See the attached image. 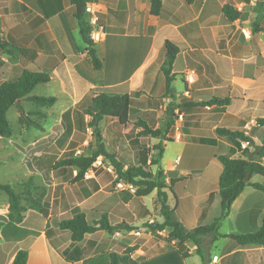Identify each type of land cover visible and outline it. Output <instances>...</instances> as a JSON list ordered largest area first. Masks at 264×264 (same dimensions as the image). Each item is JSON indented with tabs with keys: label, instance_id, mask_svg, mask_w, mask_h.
<instances>
[{
	"label": "crops",
	"instance_id": "obj_1",
	"mask_svg": "<svg viewBox=\"0 0 264 264\" xmlns=\"http://www.w3.org/2000/svg\"><path fill=\"white\" fill-rule=\"evenodd\" d=\"M98 1L100 22L106 30L104 40L95 43L103 61V68L99 71L93 68L88 55V43L82 36L76 17L75 0H0V39L8 43L7 48L12 51L9 53L0 48V78L2 81L8 80L15 72L16 65L27 67L32 62L50 70L51 80L37 85L30 95L58 98L48 110V117L57 116L55 125L62 124L66 113L89 101L90 91L94 89L131 93L130 122L137 121L133 118L136 115L153 126L151 121L158 112V97L166 93L162 64L167 56V40L179 47L173 67L176 75L171 84L174 92L168 95L169 99L177 101L184 96L186 85L182 88L177 77L193 66L199 70V79L201 77L202 83H197L196 87L199 95L208 93L211 101L214 98H229L230 102L225 105L209 103L206 105L207 111L196 110L192 113H196V116L186 122V137L174 139L166 146L163 163L167 149L174 144L179 145L178 153L169 159L166 167L192 172L191 168L182 169L185 153L189 151L191 154L196 148L190 144L192 136L212 132L218 125L246 129L257 118L264 117V0H161V15L151 12V0ZM226 5H232L237 11L238 6L242 7L240 17L228 21L224 13ZM242 28L251 30V37H245ZM41 87L46 90L40 92L38 89ZM137 92H141V95L136 96ZM114 120L118 123L117 119ZM128 126L119 128L125 130ZM12 137L0 139L4 144L7 141L5 146H10ZM5 152L7 161H3V164L13 163L25 172L16 182L30 175L32 179L33 170L29 164L28 167H20L12 160L14 151L8 147ZM255 159L264 164V157L256 156ZM59 171H62L61 167L54 169V178H59ZM62 172L66 174V170ZM263 177L261 174L255 175L257 181ZM90 179L88 186L73 187L64 196L60 191L55 196L54 189L53 203L44 206L45 213L28 209L22 222L0 220V264H13L19 250L28 252L26 264H109L115 245H134L137 241L132 236L134 231L127 229H118L113 233L99 230L87 234L81 241H73L69 231L59 229L56 218L73 210L84 212L89 219H93V215L99 219L103 214H108L112 224L127 222L134 226L141 224L149 214V206L143 211L142 204L132 207L126 202L108 201L97 176ZM63 182L58 180L56 183L60 185ZM178 187L183 188L180 194L184 197L179 199L176 214L190 229L211 220L208 215L214 203L221 206L218 186L210 190L207 180L197 182L189 179L175 186ZM251 191L250 188L244 190L230 211V220L236 217L241 225L238 227L240 234L249 230L247 219L240 220L238 213H242L247 204L244 193ZM187 195L190 199L208 195L206 205L208 201L212 202L209 210H206L208 214L203 217L199 215L202 202L181 203ZM54 200L59 204H54ZM216 217L214 215L212 219ZM158 221L162 222L161 219ZM47 228H52L51 236ZM171 231L168 227L158 232L164 234ZM143 246L135 254L121 252V261L124 264H191L189 259L200 255L197 250H191L190 255L184 257L175 246H162L159 249L157 245L153 249V245V252L143 257ZM240 249L234 248L224 256V260L220 259V264H231L232 255ZM244 250L263 252L264 246ZM193 264H201V261L197 259Z\"/></svg>",
	"mask_w": 264,
	"mask_h": 264
},
{
	"label": "rangeland",
	"instance_id": "obj_2",
	"mask_svg": "<svg viewBox=\"0 0 264 264\" xmlns=\"http://www.w3.org/2000/svg\"><path fill=\"white\" fill-rule=\"evenodd\" d=\"M96 1L100 3L98 0ZM16 66L18 68L22 67L20 65ZM192 67L187 68L183 74L180 73L177 77L182 88L186 85L183 97L176 99L177 101L169 99L168 95L174 92L172 89L168 93H163L158 97V112H156L155 116L152 118L153 121L151 122H153V126H149L153 129L162 128L164 131V136L162 138L140 135L139 132L141 128L138 127L137 122L145 118H139L136 115L133 116V118L137 121L133 123L130 122L128 128L125 130H121L119 128L120 126L113 118L105 116L99 122V130L97 131L93 125L92 116L88 114V110L97 112V109L93 105L91 95L89 101H86L80 107L66 113L60 125H55L54 123L57 119L56 115L48 117V110L50 107H41L27 98L23 99L22 103L18 102L9 114V120L14 129L10 146H5L7 141L4 144V141L0 139V164L2 163L0 165V183L11 184L16 192L20 194L24 204L28 205L32 199H36L40 200L44 206H50L51 203H53L51 201L53 200L54 189L56 190L55 196L59 191L61 196H64V194L68 190L73 189V187L83 188L88 186L91 182L90 178L97 176L104 188L108 201L111 202L116 200L119 202H126L132 207L136 204H142L143 211L146 210V206H149V214L144 217V221L138 226L131 225L127 222L116 223L132 226L133 229L131 231H134L132 236L136 238V242H139L140 246H148V253L153 252L151 248L153 245V247H155L153 249H156L158 246L159 249H161L162 246H176L178 244L177 240L170 236L171 232L163 234L162 232H158V230L149 228L150 224L160 223L158 221L160 219L162 222L164 221V217L161 213L162 204L157 194V188L148 195H136L139 186L119 179L116 168L110 159L100 155L94 163V168L89 170L84 178L77 179L76 175L78 169L67 166L61 167L62 171L66 170V174L59 171L57 175L59 178H54L53 174L55 169L54 164L61 159L93 154L98 149L99 132V134H101V142L105 146L107 152L114 155L115 158L124 165L125 169L132 165H143L148 180H152L156 177L159 167L163 168L164 172L161 179L165 182L163 190L167 195L166 201L174 210L178 220L179 217L176 214L179 205L178 202L181 197H184V195L180 194V189L183 191V188H175L179 183L186 182L189 179L197 182L207 180L210 186L209 189L211 190L218 186L219 192V176L223 167L219 160V156L228 154L233 157H247L256 160V156H259L256 154V150L262 145L264 140V123H261L259 120L264 119V117L257 118V120L246 129L243 127H220L219 125L217 127L228 128L235 131L240 130L247 136L253 138V144L233 135L221 136L217 133V128H215L212 132L211 130L206 131L205 133L192 136V138L189 139L191 142L190 144H193L196 148L191 154L189 151L185 153L183 159L185 163L183 162L182 165L184 167H182V169L191 168L193 170L192 172L182 171L177 167V169L166 167L169 159L178 153L179 148L178 144L170 146L167 149V154L163 163L166 146L171 142L169 139L182 140L183 137H186L184 136L185 130H187L186 122L190 120L191 117L196 116V113H192L196 110L201 112L207 111L206 105L211 103L208 93L199 95V92H197V83L201 82V77L199 81L194 84H188L186 82L185 74L188 70L194 69ZM208 68L207 72H209ZM195 70L197 71V68ZM18 74L19 71L15 70V72L9 76L8 80L17 79ZM0 81H2L1 78ZM38 90L44 92L46 89L41 87ZM140 95L141 92L136 93V96ZM22 110L25 114L21 112ZM260 110L262 111V108H260ZM37 112H44L45 115L41 116ZM22 116L26 119V122L21 120ZM32 121L37 122L40 126L33 125L30 123ZM170 121L173 122V125L166 131L167 124ZM176 132H180V134L178 135ZM5 140L8 139L5 138ZM160 145L163 146L162 153L158 148ZM8 147L10 150L14 151L12 160L16 164L20 167H25L29 164L33 170L32 179H30V175L16 182L19 177L24 176L25 172L22 168H18L13 163L8 162L3 164V161H7V152H5V149ZM155 160H159L160 162L156 164ZM255 175L250 179L252 183H264V177L261 178V181H257ZM181 177L183 179L173 183V179ZM58 180L64 182L58 185L56 183ZM29 183H32L34 187H30ZM201 186H203V184ZM247 188L252 189V191L244 193L247 204L241 210L242 213H238V215L240 214V220L247 219L249 230L246 232L248 233L256 230L264 219V192L252 185L246 186L244 190ZM209 189H207V191ZM186 190L188 191V189ZM194 191H196V188ZM208 195L205 197L201 196L202 198L198 199H195V197L190 199L189 195H187L180 202H202L200 204L201 211H199V215L203 217L208 214V207L212 204L211 201H208V206L206 205V198ZM7 199L8 195L0 190V216L2 217L9 214V201ZM56 202L57 201L54 200V204H57ZM220 208L221 206L219 203H214L208 215L210 217L209 220H211H208L209 222L206 224H197L196 226L210 225L214 221L212 217L214 215H217V217L219 216ZM149 209L147 211H149ZM128 212L131 211L129 210ZM3 214L5 215L3 216ZM104 215H107L109 218L108 214H103L99 219H96V215H93L92 220H100ZM0 220L10 221L9 217H0ZM142 226L145 228L148 227V229ZM238 227H241V225L237 223V218L235 217L233 220H230L228 216V218L222 221L217 231L199 235L202 241L201 249L203 251V257L201 255L192 256L189 262L193 264L195 260L199 259L201 264H220V259L221 261L224 260V256L234 250V248H240L235 240L230 237V234H240L238 233ZM185 228L190 230L187 226H185ZM152 230L157 232H153L152 234ZM145 240L147 241L145 242ZM186 246L189 255L191 250H197V246L192 240L187 241ZM253 262H257L256 264H264V251L247 252V250L241 248L236 251L231 258V264H255Z\"/></svg>",
	"mask_w": 264,
	"mask_h": 264
},
{
	"label": "trees",
	"instance_id": "obj_3",
	"mask_svg": "<svg viewBox=\"0 0 264 264\" xmlns=\"http://www.w3.org/2000/svg\"><path fill=\"white\" fill-rule=\"evenodd\" d=\"M89 0H75L77 5L76 17L79 21L80 29L84 40L88 43L87 52L91 58L92 66L95 70H101L103 68V61L98 55L95 43L91 40L89 33L91 26L89 23V17L86 13V5ZM152 8L151 12L155 15H161V0H151ZM224 13L228 21H234L240 17V12L237 11L232 5H226L224 7ZM255 31V30H254ZM8 43L0 39V48L11 53L12 51L7 48ZM166 60L162 64V70L166 78V92L171 90V84L175 79L173 72L174 63L179 52V47L176 43L171 40L166 41ZM15 69L19 71L17 79L0 81V137H11L14 133L13 126L9 120L8 112L12 106L21 102L27 98L34 103H37L41 107H52L58 101L56 96H36L30 95L33 89L43 83H47L51 80V71L44 69L38 64L32 62L27 67H17ZM92 101L97 109V112L88 110L93 118V125L96 130H99V122L105 116L117 119L121 129L126 128L130 123V107L132 104L131 93H114L104 90L90 91ZM230 102L229 98L224 99H213L211 103H217L225 105ZM23 114V110L21 111ZM41 116H44V112H37ZM22 121L26 122V119L22 116ZM264 123V119L259 120ZM35 126H40L35 121L30 122ZM138 127L141 128L139 134L142 136H152L162 138L164 131L162 128L153 129L144 120L137 122ZM173 122L170 121L167 124L166 131ZM217 133L221 136H235L241 140L248 141L253 144L254 140L251 136H247L240 130H230L228 128H217ZM171 142L174 139H169ZM98 149L91 155H79L75 157H68L61 159L54 164L55 170L59 167H77L79 172L77 179L84 178L86 172L94 168V163L100 155L111 160L115 166L119 179L126 181L131 184H135L138 187L136 195L145 196L151 193L157 188V194L162 204L161 213L164 217V221L160 223L150 224L153 230L163 231L170 227L172 231L170 236L177 240L175 246L181 252L184 257H188L189 253L187 250L186 242L192 240L196 246L198 253L203 257V251L201 249L202 241L199 235L207 234L213 231H217L223 220L228 218L230 215L231 207L234 201L240 196L246 186L252 185L255 188L264 192V183H252L251 177L255 174L264 175V164L247 157H233L228 154H222L219 156L223 167L219 176V193L221 197V213L210 225L196 226L187 230L183 223L178 220L175 216L174 210L168 205L166 201V192L163 190L165 182L161 179L163 176V168L159 167L156 177L152 180H148L146 171L143 165H132L127 169L120 163L114 155L107 152L105 146L101 142V134L98 132ZM160 152H163V146H158ZM256 154L264 157V140L261 146L256 150ZM160 161L155 160L158 164ZM183 179H173V183ZM30 187L33 186L29 183ZM28 184V185H29ZM34 187V186H33ZM0 190L4 191L8 195L9 199V220L22 222L25 217V212L28 209H35L37 211H43L45 213V207L40 200L32 199L29 204H24L22 198L18 192L14 189L11 184L0 183ZM43 220L44 216H41ZM59 229L67 230L70 233V238L73 241H81L87 234L95 233L99 230H105L109 233H113L118 229H127L131 231L132 226L126 224H112L109 221L107 215H104L100 220L89 219L84 212L79 210L68 211L60 214L57 218ZM48 235L51 236L53 232L52 228L46 229ZM240 248L249 247H261L264 246V219L262 224L254 231L243 233V234H230ZM140 244L136 242L131 246L115 245L110 254L109 264H124L120 259V253L125 252L128 254H135L139 249ZM145 254L143 257L149 256L148 246H143ZM147 251V252H146ZM28 260V252L26 250H19L16 254L13 264H26Z\"/></svg>",
	"mask_w": 264,
	"mask_h": 264
},
{
	"label": "built area",
	"instance_id": "obj_4",
	"mask_svg": "<svg viewBox=\"0 0 264 264\" xmlns=\"http://www.w3.org/2000/svg\"><path fill=\"white\" fill-rule=\"evenodd\" d=\"M237 9L242 11V7L238 6ZM86 13L89 17L91 30L89 36L94 43L101 42L106 36L104 25L100 22L101 8L96 0H89L86 5ZM241 32L247 38L251 37L252 32L247 28H242ZM199 79L198 72L195 69H190L185 74V80L188 84H194ZM121 185V184H120Z\"/></svg>",
	"mask_w": 264,
	"mask_h": 264
}]
</instances>
